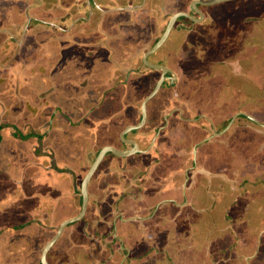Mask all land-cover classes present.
<instances>
[{
	"label": "flooded vegetation",
	"instance_id": "flooded-vegetation-1",
	"mask_svg": "<svg viewBox=\"0 0 264 264\" xmlns=\"http://www.w3.org/2000/svg\"><path fill=\"white\" fill-rule=\"evenodd\" d=\"M193 1L125 0L116 1V5L109 7L105 5V1L103 0H78L80 2L79 6H83L80 8V14H83V16H80L78 19L84 25L79 26L77 37L78 41H80L79 39L85 41L87 38H91L90 44H87L91 46V49H89L91 57L89 59L85 54L82 57L80 53L77 56V63L80 65L84 64L86 69V63L90 62L92 68L89 66V70H98L101 68L99 66L106 63V71H112L114 65L117 66L118 64L121 66L120 69L127 73L125 77L113 76L112 78H107L109 81L107 85L110 86L105 85L102 87L101 94L104 96V99L112 90L113 93L117 94L120 88L124 87L129 95L132 83L140 85L141 92L145 96L141 99L139 119L136 123H133L137 124L142 119L145 98L154 90L161 78H164L159 91L148 101V119L146 123L138 128L126 131L124 134L126 139L136 141L140 150L134 151L127 156H119L110 152V154H107L109 159L106 158L107 156L105 157L109 162L105 163L106 159L104 158L98 168L99 170L103 163H105L108 166L105 174L109 175L114 174V167L117 168L116 165L127 170L132 167L129 164L135 162L134 170L132 168L133 173L120 177L121 179L115 183H107L109 189L98 188V192L92 195L93 199L90 200L92 203H89L87 213L82 219L78 220V222H84V226L86 227V229L82 230L85 235L84 238L88 239L91 243L97 239L96 248H103L107 252L106 264H178L175 263L177 260L174 257V254H178V249H174V244L178 240H176L177 242H172L173 236L170 235L171 238H168V241H171V243H168L165 241L167 235L165 237L161 235V238L158 237L160 249H155L156 257H149L148 252L153 251V245H151L150 249L147 248L148 239L153 241L161 232H171L172 227L178 223V216L185 215L184 211L178 209V207L183 208L186 202L199 199L201 193L198 192L201 186H204L203 197H207L206 200H211L215 203L222 202V205H225V183L223 182L225 178L221 181V173L219 171H212L207 167L209 164L204 162V156H206V159H210V155L213 157L216 146L211 147L209 144L216 143L224 138L229 129L227 127L234 115L245 111L258 118L255 115L257 111L250 112L247 109H240L227 121L222 120V115H225L224 107L211 115L208 112L197 110L196 116L191 117L190 113H187L188 109L182 107L179 99L174 97L175 93L177 95L185 94L184 89L179 88L186 81L187 76L191 74L194 78L195 74L197 76L203 74V79L210 86L215 82L218 88L224 92L227 88L233 89L246 95L250 104L260 106L262 103V106H264V97L262 98L261 96V100H258L256 95L248 92L249 90H261L262 93L264 92V70L262 68L254 70L256 61L264 62V17L258 19L259 21H263L259 23L263 26L262 32L253 29L254 39L248 40L247 37V44L250 45L243 48L242 43L238 39V31H235L236 27L240 25L238 20L234 19L228 22L231 23V26L228 27L231 31L224 33L222 32L223 24L225 23L224 17L228 13L222 12V17L220 12L216 13V10H213L210 6L215 3L201 2L196 4L198 9L203 12V16H201V13L193 6ZM258 1L262 5L264 0H241V3H244V6H246L244 10H251ZM85 5L88 11L83 10L84 7L86 8ZM239 5L236 3L235 7L230 6V11L236 12ZM262 6L264 9V5ZM181 11L191 14L194 18L180 15L174 22L166 41L147 57L152 63L165 66L167 69L164 70L147 65L145 53L164 35L173 15ZM113 12H117V15L114 17L103 16L104 14ZM234 17L236 16L232 15L231 18ZM195 18H199L200 20H196ZM200 24H204V29L200 27ZM90 25L92 26L91 30H88V26ZM218 27L221 29H218ZM64 29L69 30L70 27ZM114 33L121 34V36L118 35L120 38V48H117L119 49V53L117 50H114L118 54L111 52V49L115 47ZM179 33H181L183 38H181L178 49H174L173 43L176 40V36H179ZM199 35L204 40L212 41L213 44L204 42L199 38ZM192 47H197L199 53H195ZM110 54L112 55L110 56ZM251 60H253L252 64H246V61ZM254 73L257 75H254ZM136 75H138V79H136ZM193 87L195 89L192 90ZM192 88L189 90L190 93L194 92V90L197 93L199 90V86L196 83L192 85ZM189 92H186V94ZM90 95V99L97 97L96 92L94 93L93 91L90 92ZM239 96L238 94L235 95L233 99L235 103L238 102ZM171 98L177 101V103L167 109V102ZM91 101L93 102V100ZM263 113L261 112L260 115H264ZM241 118L264 128V125L243 114L238 115L232 125L234 124L233 126H235ZM258 119L260 120V118ZM260 121L264 123V119ZM232 125L230 126L231 128L233 127ZM125 128L121 131L122 139V132ZM180 131L186 136L191 135L193 132L201 138L191 149H187L184 143L182 146L176 147L174 146V140ZM201 132L204 135L201 136ZM120 143V145H114V143L112 145L121 150H129L133 147V144L124 139L120 140ZM200 146L204 147L200 150ZM205 149L207 150L206 153H204ZM202 152L203 156H201ZM190 154L193 159L192 165L187 168H179L176 161L179 159L185 160ZM217 155L215 153L214 158ZM199 156H201L200 159ZM126 160L129 161L125 163L124 161ZM197 169L198 171L194 174V171ZM239 172L240 170L237 169V173ZM97 174L95 173L93 177L97 178ZM200 174H204V179L192 177ZM115 184L117 185L114 186ZM146 187L153 188V190L148 189L151 193L147 192ZM188 187L190 192L192 191L191 193H185ZM113 191L121 193L116 195ZM136 191L139 192V195L134 193ZM79 194L81 196L80 204L82 207L83 198L81 192ZM109 194L112 196L110 199L107 198ZM152 198L157 199L161 204H166L167 208L164 214H161L159 217H153L157 216L156 211L158 209L154 208L152 211L146 210L148 200ZM107 199L108 201L104 205L108 207L103 213L101 210L98 213L92 210L94 205L98 207L103 203V200ZM235 202L236 199H232L230 204L228 203L229 210L227 209L223 218H220V215H218L219 217L213 219L214 225H212L211 230L217 231V236L208 233L203 240L196 237L191 238L193 241L191 245L195 247L193 250H196L200 257L197 259L198 262L202 264H211V261L212 264H222L221 262L223 261L230 264H244V261L247 262V253H237L240 251H234V246H226L224 241L218 236L219 234L223 235V230L225 229H237L238 222V228L242 226L243 222H247L246 214L248 217L249 213L245 210L248 207L245 206L243 201L237 206ZM113 206L116 207L115 210ZM240 206H243V210H239ZM129 207H132L136 212L132 215H126L125 209L128 211ZM209 208L202 209L209 211L212 217L213 215L217 216ZM217 212L221 213L223 211L222 209H218ZM146 222H149L152 226L146 225ZM72 225L74 223L69 224L68 227ZM153 226L159 231L156 233L150 231L152 234L148 233L147 231L152 229ZM148 227L149 229H147ZM148 234L150 235L148 236ZM175 237L178 239L177 235ZM168 244H170L167 247L170 250V254L166 248L164 252L162 251V246ZM181 244H183L182 246L186 245L183 242ZM199 244L204 248H198V251L196 247ZM134 249H139L140 253L134 255L132 253ZM228 250L229 252L231 251L232 256H235L234 258L231 255L227 256ZM82 251H84L83 248ZM87 254L88 258H92L89 253ZM168 256L170 259H168ZM236 257L241 258L237 259ZM182 260L181 263L183 264Z\"/></svg>",
	"mask_w": 264,
	"mask_h": 264
},
{
	"label": "crops",
	"instance_id": "crops-1",
	"mask_svg": "<svg viewBox=\"0 0 264 264\" xmlns=\"http://www.w3.org/2000/svg\"><path fill=\"white\" fill-rule=\"evenodd\" d=\"M103 1H105L106 6L112 7L116 5V1L125 0ZM31 3V0L30 2L25 0H0V49L12 43L14 40L12 46H17V49L20 50L21 59H23L25 72L28 76L27 82H21L19 87H15L16 85L11 83L12 87L9 82L4 81L5 76L8 77V73L0 68V78H2L0 79V134L3 136L0 142V255L5 253V247L12 250L17 249V245L15 244L17 243V239L14 240L13 238H17L18 235L21 236L23 234L21 231L26 228L25 223H18V217L21 214L22 217L28 216L30 218L32 214L31 210L36 206L32 204L30 211L26 209L20 212V209H15L14 205H18L17 195L14 192L15 186L21 187L23 190L22 195L23 197L26 196L28 202H35L37 204L36 201L42 202L44 200L46 203L44 207H47V204H49L48 199L56 197L58 192H61V189L63 191L64 185L68 183L70 184V191L68 193L66 191L63 192L56 201H62H60L59 206L65 201H69L71 205L75 204L76 211L67 210L69 209L68 205L64 203L66 206L62 208L61 222L70 216L76 215L81 208V196L79 193L81 192L83 177L105 145H112L113 143L114 145L121 144V131L127 125L137 122L140 115L141 99L145 96L141 92V86L132 83L133 85H131L132 89L129 90L131 92L129 95L127 94V90L121 87L117 94L113 93L112 90L108 94L109 99L106 101V104L104 103V96H102L96 86H110L107 85L109 82L107 78H112L113 76L125 77L127 73L122 71L120 69L121 66L118 64L117 66L114 65L112 71H106V63L99 66L101 68L98 70H89V66H91L90 62L86 63V69L84 64L80 65L77 63V56L80 53L82 57H84L83 54L89 59L91 57V52L89 51L91 46L87 45L90 44L91 38H87L85 41L79 39L81 41L80 44L77 37L78 29L84 25L78 19L80 16H83V14H80V8L83 6H79L80 2L78 0H65V6L62 8L59 7L58 9L59 15L55 14L57 15L55 16L53 11L49 10L47 12L45 11L46 14L42 18L40 16L36 17L33 14L27 16ZM52 4L49 2L48 6L51 7ZM83 10L86 11L87 8ZM115 15H117V12L107 13L103 16L114 17ZM39 24L43 28L38 33L31 34V29L33 30ZM69 27V30L64 29ZM91 27V25L88 26V30H91ZM118 35L121 36L120 33ZM119 36L115 42L114 49H111L113 53H117L114 50H117L119 53V49H117L120 48ZM135 77L138 79V75ZM94 90L96 91L97 97L90 99V92L93 91L95 93ZM230 102H233V104L225 108V121L228 120V116L230 118L236 111L241 109L238 106V102L235 103L233 100L225 103L228 104ZM67 116L70 118H67ZM73 120H75L74 124L71 123ZM52 122L53 126L49 128ZM239 123H241V120ZM251 123L249 121V124ZM236 126L238 127V124ZM17 128H21V131ZM246 129L253 133L252 137L258 135V132L252 127ZM41 135L42 138L39 137ZM202 135H204L203 132H201ZM200 138L193 132L188 136L180 132L174 140V146L180 147L184 143L187 149H191ZM224 138L221 141L209 144L211 147L216 146L214 148V154L217 153L218 155L215 158L214 154L213 157L210 155V159H206V156H204V162L209 164L207 167L210 170L221 173L220 179L222 181L225 178L223 182L226 185L227 176H232V174L227 167L228 164L223 159V154L227 149L226 144L222 141ZM253 139H248V143L244 146L246 147L248 144L252 145ZM41 142H43L41 147L42 151L36 154L38 144L40 145ZM203 147L200 146L199 149L201 150ZM260 148L262 147L260 146ZM51 150L56 152L55 156L58 152L63 158L61 160L64 163L67 162V165H62L65 166V169L63 168L64 171L61 170V160L55 164L50 162L49 155ZM206 151L205 149L204 153ZM239 153L238 151L237 154ZM4 154L5 156L7 155L6 158L3 156ZM44 156L48 162H44ZM201 156H203V152ZM201 156H199V159ZM106 158H109V156ZM192 160L190 154L185 160L179 159L176 162L179 168L182 169L191 166L193 163ZM107 162L108 160L106 159L105 163ZM105 163H103L99 170H96L95 173H98L97 177L101 174L104 168L103 166L106 165ZM239 164L238 169L241 172L242 164L240 160ZM57 167L60 169H57ZM78 167L80 172L75 174L78 171ZM106 170L107 168L103 170L105 176L102 174L97 179L108 177L105 174ZM70 171H74L75 173H71ZM196 171L198 169L194 171V174ZM68 174H73L74 176L69 178ZM79 175L82 176L81 181L79 184H76L75 181ZM192 177L204 179V174L194 175ZM92 178L89 184L90 200L93 199V193L98 192L97 184L95 183L97 179ZM59 181H62L61 183L63 184H59ZM203 187H200L198 193L204 194ZM146 189L149 193L151 192L148 189L153 190V188L147 187ZM191 192L189 187L188 189L186 188L185 193ZM134 193L139 195L137 191ZM180 202L182 201L180 200ZM4 203L6 204L5 207L3 205ZM89 203H92V201ZM186 203L192 207H195V204L200 205L199 210L211 207L209 210L213 211V207L210 205L211 202L207 201L205 197H202L201 200L198 198L197 200L193 199ZM165 205L161 204V202L159 203L157 199L152 198L148 200L146 210L152 211L156 208L158 209L156 215L160 216L164 214L167 208ZM178 208L180 209V207ZM92 210L97 212L96 205H94ZM125 210L127 212L126 215H132L136 212L132 207H129L128 211L127 209ZM195 215H198V213H186L183 215V219L190 218L189 222H187L190 231L191 226H194L193 221ZM209 215L212 217L210 212ZM13 219L14 221L8 222V220ZM30 219L25 218L24 220L28 222ZM3 224L6 225L2 226ZM75 224L77 225L79 222H75ZM66 229H69V227L67 226L65 231ZM65 231L53 246L62 239ZM55 233H51L43 242L42 249ZM66 233L68 232L66 231ZM63 238L67 239V235ZM76 238L80 239L75 243L79 246V249L72 248L71 246L74 243L68 239L65 249L63 247V251L69 257V261H66L64 258L63 251L58 250L60 254H56V258H54L55 264H74L78 260L84 247L81 245L84 239L82 233ZM35 243L36 239L33 240L30 255H32L33 261H35V257L38 255L39 260H37L41 264L42 249H37V244L35 245ZM7 254L10 255L8 252ZM13 259L4 260L1 258L0 264H17L18 259ZM3 260L5 262H2Z\"/></svg>",
	"mask_w": 264,
	"mask_h": 264
},
{
	"label": "rangeland",
	"instance_id": "rangeland-1",
	"mask_svg": "<svg viewBox=\"0 0 264 264\" xmlns=\"http://www.w3.org/2000/svg\"><path fill=\"white\" fill-rule=\"evenodd\" d=\"M25 1L30 2V0H25ZM31 1H32L31 7L28 10L29 12H28L27 16H30L33 14L36 17L40 16V18L45 16V14H46L45 11L47 12L49 10L50 11L52 10L54 15L55 14L59 15V13H58L59 7L62 8L66 4L65 0H31ZM49 2L53 3L51 7L48 6ZM22 3H23V1H22ZM236 3H238L240 5L238 6L236 12H231L230 6L235 7ZM244 5H245L244 3H241V0H235L233 2H232V0L231 1H224V2H219V3H215V4L210 5L213 8V10H216V13L220 12V15L222 17H223L222 12L228 13V15H226L224 17L225 23L223 24L222 32L228 33L231 31L228 28L231 26V23H228V22H231L234 19H236V20H238V22H240V25L236 27L237 29L235 31H238L237 32L238 39L242 43L243 48L250 45V44H247V41H246L247 37H248V40H252V38L254 39V37H255L254 36V30L260 31V32H262V30H263L262 24H259V23H262L263 21H259L258 19L261 17H264V13H263L264 9L262 6V5H264V1H263L262 5L258 1V3H256L255 6L253 7V9H251V10H248V9L244 10L246 7ZM86 8H87V6H86ZM69 9H68V11H70ZM84 9H85V7H84ZM241 12H242V14H241ZM57 15H55V16H57ZM232 15H235L238 18H236V17L231 18ZM200 27L202 29H204V24H200ZM42 28L43 27L39 24V26H36L35 28H33V30L31 29L30 33L36 34ZM218 29H221V28L218 27ZM24 38H25V36H24ZM113 38H114V42H116V40L118 38V33H114ZM181 38H183V36L181 35V33H179V36H176V40L173 43L174 49H178V47L181 43ZM199 38L202 39L204 42H207L209 44H213L212 41L204 40L203 37H201L200 35H199ZM13 44H14V40L12 41V43L5 45V47L0 49V68L5 70L6 73H8V77L5 76L4 81L6 80L10 84L11 83L15 84L16 85L15 87H19V84L21 82H27L28 76L25 72L24 62H23V59H21L22 57L20 54V50L17 49V46L16 47L12 46ZM228 48L230 49V47H228ZM252 63H253V60L246 61V64H248V65H250ZM255 64H256V66H255L254 70H259L260 68H262L264 70V62L256 61ZM255 74L256 73H254V75ZM14 82H16V83H14ZM194 83L198 84L199 90L197 93H195V90H194V92L190 93L189 90H191L192 85ZM12 84H11V86H12ZM179 89H184L185 94L184 95H180V94L177 95L175 93L174 97L176 99H179V102H180L182 107H185V109H188L187 113H190L191 117L196 116L197 110H202L203 112H208L211 115V114L215 113L216 111H218L220 108H222V107L226 108V106L233 104V102L226 104L227 101H229V99L226 97L225 92L218 88V86L216 85L215 82L210 86L209 83H207V81L205 79H203L201 76H197L196 74L194 75V78H193V75L189 74V76H187L186 81L182 84V86H180ZM193 89H195V87H193L192 90ZM16 90L18 91V89H16ZM186 92H189V93L186 94ZM255 92H256V90L253 91L254 94H256ZM180 96H181V98H180ZM177 97H179V98H177ZM263 97H264V92H263ZM190 99H193V100L190 101ZM176 103H177V101H175L173 98H171V100H168V102H167V104H168L167 109L174 106ZM261 112H263V111H257V113L255 115L260 119H264V115H260ZM235 116L236 115H234V117ZM234 117H233V119H234ZM67 118H70V117L67 116ZM222 118H223L222 120H224V115H222ZM228 119H230L229 116H228ZM76 121H77V119H76ZM239 122H240V120L235 124V126H233L234 125L233 124L232 125L233 127L232 128L230 127L231 129L230 128L228 129V132L226 133L224 140H222L227 146V149H226L225 153L223 154V159L228 164L227 167L229 168V170L232 174V176H230V175L227 176V179H226L227 184L225 185V200H226L225 205L223 206L222 202L221 203L220 202L215 203L214 201L207 200V201L211 202L210 205L213 207L212 208L213 211L217 214V216L213 215V217H211L207 210H204V209L199 210L201 207L200 205L195 204V207H192L188 203L184 204L183 208L180 207V210H183L184 214H186V213L187 214L198 213V215L194 216V221H193L194 226L193 227L191 226V228H190L191 231L189 230L188 223H187V222H189L190 218L183 219V215H179L178 216V223L172 227L171 232L168 231L169 233H167V231H163V232H161V234L157 235V238L155 237L153 241L148 239L147 248L150 249L152 247L151 245H153V251L148 252L149 257H156V250L160 249V246H158V239H159L158 237H160L161 235H163L165 237L167 235V238L165 239V241L168 243H171V241H168V238H171L170 235H172L173 236L172 242H177L176 240H178V242L176 244H174V249L175 250L178 249L177 250L178 254L177 255L174 254V257L177 260V262H175V263L182 264L181 260L183 259L182 260L183 264H199L200 262H198L197 259H199L200 257L198 256L197 251L193 250L195 247H193L191 245L193 242L191 239L193 237V234H194V237L202 239V240L205 237V235L208 233L213 235V236H217V234H216L217 231L211 230L212 225H214L213 219L215 217H219L218 215H220V218H223L225 216V213H226L228 207H229L230 201H232V199L233 200L236 199V202H235L236 206L240 202L243 201V203H245V206H247L249 208V209L246 208L245 211L247 213H249L250 216L248 215V217H247V214H246V218H247L246 221L247 222H243V224L240 228H238V225H239V222H238L237 229H234V230L232 228L225 229V230H223L224 234L223 235L219 234L218 236L220 237V239H222V241H224V244L226 246H230V247L234 246L235 247L233 249L234 251H236V252L240 251L237 253H239V254L247 253L248 254V256H246L247 262L244 261V264H264V216H263L264 215V128L258 127L254 123L249 124V121L246 119H243V118H241V123H239ZM71 123L74 124L75 120H73ZM237 124H238V127L236 126ZM248 127H252L254 130H256L258 132V135L256 137L254 136L255 138L252 137L253 133H251L248 129H246ZM248 139H253L252 145L248 144L245 147L244 145H246V143H248ZM120 140H123V139L121 138ZM234 144H237V145H234ZM42 145H43V142H41L40 145L38 144L36 154L40 153L42 151V149H41ZM260 146L262 148H260ZM228 149H230V150H228ZM238 151L240 152L239 154H237ZM253 152H254V154H253ZM256 152H258V153H256ZM55 153L56 152L54 150H51L50 155H49V159H51L50 162L53 164L58 163V161L63 159L62 156L58 152H57L56 156H55ZM43 159H44V162H48V160H46L47 158L45 159V156L43 157ZM239 160L241 161V164H242V166H241L242 170H241V172L237 173L238 166H240ZM128 161L129 160H126L124 162L126 163ZM60 163H61V167H62L61 170L64 171L63 168L65 166H62V165H67V162L64 163L61 160ZM135 164H136L135 162L133 164H129L132 167L128 168L127 170L122 169L121 167H119V165H116L117 168H115L113 166L115 169L114 174H109L108 177H105V178L102 177V178L97 179L100 175H102L104 173L103 170L105 168H108V166L104 165L103 166L104 168L102 169L101 174L96 178L97 180H95V183L97 184V188L109 189V186L107 185V183H109V184H111L113 182L115 183L121 179L120 177H123L124 175L127 176L130 173H133L132 168L134 170ZM57 169H60V168L57 167ZM66 170H68V169H66ZM70 172L75 173L74 171H70ZM77 172L78 173L80 172L79 167H78V171H76L75 174H77ZM81 175H82V173H81ZM81 175H79L77 177V179L75 181L76 184L80 183L81 177H82ZM72 176H74V175L68 174L69 178ZM235 178L238 179V181H236ZM61 182L62 181H59V184L62 185L63 183H61ZM242 182H244V184H242ZM116 185L117 184H115L114 186H116ZM16 187L17 186H15V188H14V192L17 195V199H18L17 204L18 205H16V204L14 205L15 209H17V210L20 209V212H21V210H26V209L28 211H30L32 209V204H34L36 206L33 207V209L31 210V212H32V214H31L32 218L30 217L31 219L28 216L22 217L21 214L18 217V223L19 224L25 223V226H26V228L23 231H21L23 233H26V234L21 235V236H24L23 239L21 238L20 235H18L17 238L16 237L13 238L14 240L17 239L16 240L17 243H15V244L17 245L18 248L21 249L20 253H18V251L16 252V249L12 250L8 247H5L6 251H4V252L10 253V257L12 259L14 258L13 260H15L17 258L18 262H19V263L17 262V264H39L38 255L35 257V261H33L32 257H30V252L32 251V247H33V245H32L33 240L36 239L35 245L37 244V249H42L41 247L43 245V242L51 235V233L52 234L55 233V231L58 228L59 223L62 220L61 216H62L63 206H66L65 204H67L68 208H69L67 210H70L73 212L76 211L75 204L71 205L70 204L71 202L65 201L64 202L65 204L63 203L61 206H59V203L61 200L58 202L56 201L57 198H59L63 192L66 191L68 193L70 191V189H71L70 184L67 183V185H64L63 191L61 189V192H58L56 197H53L51 199L49 198L48 199L49 204H47V207H44L46 205L44 200L42 202L36 201L37 204L35 202H32V203L28 202L26 200V196L23 197V195H22L23 190L21 189V187H19V186L17 188ZM113 193L118 195L121 192L113 191ZM113 193H112V196H113ZM112 196L109 194L107 198L110 199V198H112ZM202 197H203V194H201L199 199L201 200ZM205 198L207 199V197H205ZM210 198H212V197L210 196ZM108 199L103 200V203L101 205H99L98 207H96V209H97L96 213H98L100 210L103 213L107 209L108 206H105L104 203H106V201H108ZM223 199H224V197H223ZM3 205L5 207L6 204L4 203ZM30 205H31V207H29ZM0 207H1V204H0ZM113 207L115 210L116 207L115 206H113ZM218 209H222L223 212H221V213L217 212ZM231 210H232V208H231ZM239 210H243V206H240ZM63 211H65V210L63 209ZM4 213H7V212H4ZM155 217H159V215H157ZM254 217H258V218H254ZM25 218L30 219L31 222H29V221L25 222V220H24ZM4 219H2V220H4ZM12 221H14V219L8 220V222H12ZM5 225L6 224H3L2 226H5ZM27 225H28V227H27ZM146 225L152 226V224H150L149 222H146ZM84 229H86V227L84 226V222H81V223L79 222V224L72 225L69 227V229H66V231L68 233H66V231H65L63 237L65 235H67V239H64L62 237V239L59 240L57 242V244L55 246H53L50 250L49 257H50L51 264H55L54 258H56V254H60L58 252V250L63 251L65 249V245L68 242L67 241L68 239H69V241H72V243H74L71 246L72 248L79 249V246L76 245L75 243H76V241L78 242V240H80V239L76 238V237H78V235L80 233H82V236L84 239V241L81 242V245L84 246L83 249L85 251H87V253H89V255L92 257L93 263L94 264H102V263L106 264L107 263V261H106L107 260L106 259L107 258V252H105V249L96 248V246H97L96 240L97 239L93 243H91L88 239L86 240L84 238L85 235L82 232V230H84ZM147 229H149V227ZM155 229L156 228H154V226H153V228L148 230L147 232L150 233V231H153L156 233L159 231V230H157V229L155 230ZM192 229H193V233H192ZM250 229H252V230H250ZM48 231H50L51 233ZM218 231H220V230H218ZM174 233H176V234H174ZM150 234H152V233H150ZM150 234H148V236ZM175 235L178 236V239L175 237ZM19 240H21L22 243H18ZM162 240H163V238H162ZM149 242H150V246H149ZM182 242L185 243L186 245L182 246L183 245V244H181ZM178 243H180V244H178ZM169 245L170 244L163 245L162 251L164 252V249L166 248L170 254V250H169V248H167ZM63 247H64V249H63ZM198 248L202 249L204 247L199 244V246H197L196 249L198 250ZM149 249H148V251H149ZM211 249H213V248H211ZM36 251H38V250H36ZM185 252H187V253H185ZM227 252H228L227 256L231 255V251L229 252V250H228ZM63 253L62 254H63L64 258L66 259V261H69V257L66 256L64 251H63ZM132 253L134 255H138L140 253V250L135 249L132 251ZM99 254H101V255H99ZM185 254H188V255H185ZM33 257H34V255H33ZM232 257L234 258L235 256H232ZM236 258L239 259L241 257H239V258L236 257ZM168 259H170L169 256H168ZM2 262H5V261L3 260ZM85 263H86V261L83 260V262L79 263V264H85ZM221 263L222 264H230L226 261L225 262L223 261ZM200 264H202V263H200ZM211 264H212V261H211Z\"/></svg>",
	"mask_w": 264,
	"mask_h": 264
},
{
	"label": "water",
	"instance_id": "water-1",
	"mask_svg": "<svg viewBox=\"0 0 264 264\" xmlns=\"http://www.w3.org/2000/svg\"><path fill=\"white\" fill-rule=\"evenodd\" d=\"M220 1H224V0H194L193 1V6L201 13V16H203V12L200 11L198 9V7L196 6L197 3H216V2H220ZM180 15H187L190 16L192 18H194L191 14L187 13V12H178L175 15H173V17L171 18V21L168 25L167 30L165 31L164 35L157 41V43H155V45L149 49L146 53H145V62L147 65H150L152 67H156V68H162L164 70L167 69V67L162 66V65H158L155 63H152L149 59H147L148 55L152 52H154L157 48H159L167 39L171 28L174 25V22L176 21V19L180 16ZM196 20H200L199 18H195ZM163 79L161 78V80L158 82V84L156 85V87L154 88V90L145 98L144 103H143V109H142V119L139 123L137 124H133V125H129L125 128V130L122 132L123 135V139L127 142H130L131 144H133V147L129 150H121L118 147L108 144L105 145L100 152L98 153V155L96 156V158L94 159V161L92 162V164L90 165L87 173L85 174V176L83 177L82 180V184H81V194H82V207L80 209V211L73 216H70L66 219H64L60 225L58 226V229L56 231V233L47 241V243L44 245L42 252H41V263L42 264H51L50 260H49V253L51 248L53 247V245L56 243V241L61 237V235L63 234V232L65 231V228L71 224V223H75L78 220L82 219L85 214L88 211V207H89V202H90V194H89V184L90 181L93 177V175L95 174L96 170L98 169L99 165L102 163V161L104 160L105 156L107 153L112 152L114 154H117L119 156H127L130 153L134 152V151H139V145L136 141L131 140V139H126L124 134L126 133V131H129L133 128H138L142 125H144L148 119V101L156 95V93L159 91L162 83H163ZM240 114L243 115H247L248 117H250L251 119H253L254 121L260 123L261 125H264L263 122H261L258 118H256L254 115L248 114L245 111H241L239 113L236 114V116L234 117V119L231 121V123L228 125L227 128H229L232 123L234 122V120L236 119V117ZM226 128V129H227ZM225 129V130H226Z\"/></svg>",
	"mask_w": 264,
	"mask_h": 264
},
{
	"label": "trees",
	"instance_id": "trees-1",
	"mask_svg": "<svg viewBox=\"0 0 264 264\" xmlns=\"http://www.w3.org/2000/svg\"><path fill=\"white\" fill-rule=\"evenodd\" d=\"M192 50L195 52V53H199V49L197 48V47H192ZM201 75H203V74H200V76ZM202 78H204V75L203 76H201ZM96 86V85H95ZM3 88V87H2ZM96 88H98V91L100 92V93H102V87L99 85V86H96ZM95 91V90H94ZM253 91H255V90H249L248 92H250V93H252V94H254L253 93ZM96 92V91H95ZM106 92H107V90H106ZM256 94H254V95H256L257 96V98H258V100H261V96H262V98H263V93L260 91V90H256V92H255ZM236 94H238V95H240L239 96V100H238V106H239V108H241V109H247V110H249L250 112L252 111H263L264 112V106H262V103H261V105L259 106V105H252V104H250L249 102H248V98H247V96L246 95H244V94H242L241 92H238V91H235V90H233V89H230V88H227L226 90H225V95H226V97L229 99V100H233L234 99V97H235V95ZM109 99V96H107L106 97V99H104V103L106 104V101ZM261 102V101H260ZM260 102H258V103H260ZM104 106V105H103ZM259 106V107H258ZM262 112V113H263ZM264 114V113H263ZM52 126H53V122H52V124L51 125H49V128H52ZM19 131H21V128H17ZM39 137H41L42 138V135L41 136H39ZM2 139H3V136H2V134H0V142L2 141ZM3 154V153H2ZM5 158H6V156H5V154L3 155ZM29 222H31V221H29ZM23 234H26V233H23ZM22 234V235H23ZM21 238L23 239L24 238V236H21ZM21 239V240H22ZM21 240H19L18 242L19 243H22V241ZM27 246V245H26ZM26 248V247H25ZM20 248H18L17 247V249H16V252L18 251V253H20ZM83 253V254H82ZM82 253H80V255H79V257H78V260L77 261H75L74 262V264H79V263H82L83 262V260H85L86 261V263L85 264H92V259L91 258H88V254L86 253V251H83ZM4 259V260H7V259H10L11 257H10V255H8L7 253H2L1 255H0V259Z\"/></svg>",
	"mask_w": 264,
	"mask_h": 264
}]
</instances>
